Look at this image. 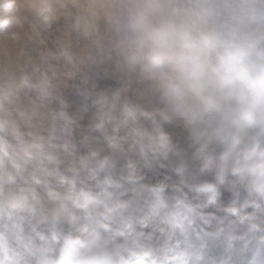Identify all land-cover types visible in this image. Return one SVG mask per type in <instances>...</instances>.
<instances>
[{
  "label": "clouds",
  "instance_id": "9594fccd",
  "mask_svg": "<svg viewBox=\"0 0 264 264\" xmlns=\"http://www.w3.org/2000/svg\"><path fill=\"white\" fill-rule=\"evenodd\" d=\"M0 264H264V0H0Z\"/></svg>",
  "mask_w": 264,
  "mask_h": 264
}]
</instances>
